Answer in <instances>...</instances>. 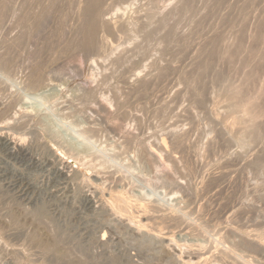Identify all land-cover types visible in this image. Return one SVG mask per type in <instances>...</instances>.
<instances>
[{
	"label": "rangeland",
	"instance_id": "obj_1",
	"mask_svg": "<svg viewBox=\"0 0 264 264\" xmlns=\"http://www.w3.org/2000/svg\"><path fill=\"white\" fill-rule=\"evenodd\" d=\"M53 1L0 0L9 4L0 58L10 63L0 69V131L27 153L0 146V264H264V132L249 136L227 90L247 85L253 71L260 75L247 97L264 90V0H103L87 51L86 0ZM45 9L51 17L35 31ZM257 27L263 37L255 40ZM240 45L259 56L244 47L239 57L223 55ZM203 63L213 73L199 79ZM113 203L121 207L112 211Z\"/></svg>",
	"mask_w": 264,
	"mask_h": 264
},
{
	"label": "bare ground",
	"instance_id": "obj_2",
	"mask_svg": "<svg viewBox=\"0 0 264 264\" xmlns=\"http://www.w3.org/2000/svg\"><path fill=\"white\" fill-rule=\"evenodd\" d=\"M5 1H6V0H5ZM15 1H16V0H15ZM31 1H32V0H31ZM34 1H36V0H34ZM51 1H53V0H51ZM102 1H103V0H86V2H87V3H86V6L84 5L85 7H83V8H84V10H82V11H83V14H82L83 17H82V16H81V17L83 18V21H84V23L86 24V25H85L86 27H85L84 32L82 31L84 34H83V39H82V41L80 40V41H81V42H80V45H81L83 48H85V50H86V49H87V50H88V49L90 50V49L93 48V46H94V40H95L94 35L96 34V31H97L96 29H98L97 26H96V25H97L96 23H98L97 21H98V19H99V17H100V5H101ZM182 1L184 2V0H182ZM182 1H180L179 3H181ZM186 1H188V0H186ZM186 1H185V2H186ZM225 1H226V0H225ZM3 2H4V1H3ZM23 2H24V1H23ZM26 2H27V1H26ZM43 2H44V1H43ZM56 2H57V1H56ZM176 2H178V0H176ZM192 2H193V1H192ZM218 2H219V1H218ZM8 3H10V2H8ZM20 3H21V2H20ZM30 3H31V2H30ZM30 3H29V4H30ZM32 3H33V2H32ZM32 3H31V4H32ZM38 3H40V2H38ZM49 3H50V2H49ZM52 3H54V1H53ZM52 3H51L52 7H53V6L55 7V4H52ZM179 3H178V4H179ZM186 3H187V2H186ZM188 3H189L188 5H190L189 7H191V6H192V3L190 4V1H189ZM2 4H3V11L0 12V24H1V22H4V21H3V18H5V17H4V14H5V12H6V9H9V8H7L9 4H8V5L5 4V3H2ZM2 4H0V5H2ZM35 4H36V3H35ZM57 4H58V3H56V5H57ZM72 4H73V3H71V5H72ZM175 4L178 5L177 3H174V5H175ZM182 4H183V3H182ZM182 4H180V5H182ZM193 4H194V2H193ZM24 5H25V4H24ZM39 5H40V4H39ZM51 5H50V6H51ZM174 5H173V6H174ZM184 5H185V4H184ZM37 6H38V5H37ZM47 6H48V5H47ZM58 6H59V4H58L56 7H58ZM64 6H67V5H64ZM29 7H30V6H29ZM54 7H53V8H54ZM56 7H55V8H56ZM187 7H188V6H187ZM242 7H243V6H242ZM10 8H11V7H10ZM18 8H19V7H18ZM31 8H32V7H31ZM48 8H49V7H48ZM181 8L185 9L184 6L181 7ZM0 9H1V8H0ZM12 9H13V8H12ZM36 9H38V8H35V10H36ZM50 9H51V8H49L48 10H50ZM58 9H59V8H58ZM120 9H121V8H120ZM190 9H191V8H189V10H190ZM192 9H193V6H192ZM48 10L45 9V12L42 13L41 16L37 17L38 19L36 18V19H37L36 24H35V26L32 27L33 29H34V27L36 28L35 31H37L38 29L41 28L40 30H41V32H42V30H43L42 28H44V27H41V26L44 25L43 23L46 22V21L43 22V21L45 20V17H46V19H48L47 17L51 15V14H49L50 11H48ZM56 10H57V9H56ZM59 10H60V9H59ZM59 10H58V11H59ZM62 10H63V9H62ZM121 10H122V9H121ZM124 10H125V9H124ZM156 10H157V9H156ZM22 11H23V9H22ZM24 11H25V9H24ZM42 11H44V10H42ZM52 11H53V10H52ZM71 11H72V10H71ZM176 11H177L178 13H181V10H180V9H179V10H176ZM179 11H180V12H179ZM241 11H242V10H241ZM8 12H9V10H8ZM18 12H19V11H18ZM20 12H21V11H20ZM20 12H19V13H20ZM47 12H48V15L46 16ZM53 12H54V11H53ZM56 12H57V11H56ZM189 12H190L191 14H193V11L191 12V10H190ZM54 13H55V12H54ZM60 13H61L62 15H64L62 12L59 11L58 14H60ZM150 13H151V15L153 14L152 11H151ZM162 13H163V12H161V14H162ZM178 13H177V14H178ZM6 14H7V13H6ZM25 14H27V13H25ZM34 14H35V13H34ZM38 14H39V12H38ZM52 14H53V13H52ZM164 14H165V13H164ZM166 14H167V13H166ZM173 14H175V9H174V13H172V15H173ZM30 15H31V14H30ZM30 15H29V18H30ZM62 15H58V16H57L58 20H59V18H60L59 16H62ZM65 15H67V14H65ZM109 15H110V14H109ZM151 15H149V16H151ZM175 15H176V14H175ZM180 15H181V16H184L183 14H180ZM17 16H18V15H17ZM21 16H22V15H21ZM21 16H20V17H21ZM27 16H28V15H27ZM149 16H148V17H149ZM160 16L162 17V15H160ZM160 16H157V17L155 16V17L158 19V17H160ZM165 16H166V15H165ZM187 16H189V15H187ZM191 16H192V15H191ZM243 16H245V14H244ZM50 17H51V16H50ZM64 17H65V16H62V17L60 18V21H59L60 24H62V25H63V23H65L64 19L67 18V16H66L65 18H64ZM155 17H154V18H155ZM175 17H180V16L177 15V16H175ZM256 17H257V16H256ZM260 17H261V16H260ZM262 17H263V15H262ZM31 18H32V17H31ZM57 18H56V19H57ZM154 18L151 17L150 19H149V18H148V19H149V21H150V20H151V21H154V20H152V19H154ZM166 18H167V16H166ZM180 18H181V17H180ZM24 19H25V17H24ZM50 19H51V18H50ZM67 19H68V18H67ZM157 19H156V20H157ZM245 19H246V17H245ZM26 20H27V19H26ZM26 20H24V21H26ZM65 20H66V19H65ZM158 20H159V19H158ZM161 20H163V19H161ZM243 20H244V19H243ZM243 20H242V21H243ZM5 21H6V20H5ZM28 21L31 22L32 20H29V19H28ZM28 21H27V22H28ZM48 21H49V20H48ZM151 21H150V22H151ZM19 22H20V21H19ZM30 22H29V23H30ZM147 22H148V20H147ZM147 22H146V23H147ZM159 22H161V21H159ZM163 22L165 23V22H166V19H164ZM244 22H245V20H244ZM253 22H254V21H253ZM256 22H257V21H256ZM4 23H5V22H4ZM29 23H28V24H29ZM31 23H32V22H31ZM48 23H49V22H48ZM55 23H56V22H55ZM87 23H88V24H87ZM157 23H158V22H157ZM257 23H258V24L260 23V25H261V22L258 21ZM257 23H256V24H257ZM45 24H46V23H45ZM56 24H58V23H56ZM65 24H66V23H65ZM112 24H113V23H112ZM161 24H162V23H161ZM238 24H239V23H238ZM256 24H255V25H256ZM258 24H257V25H258ZM31 25H33V23H32ZM99 25H100V24H99ZM159 25H160V24H159ZM245 25L247 26V24H245ZM257 25H256V26H257ZM0 26H2V25H0ZM22 26H23V25H22ZM44 26L46 27V25H44ZM47 26H48V25H47ZM58 26H59V25H58ZM60 26H61V25H60ZM136 26H137V25H136ZM151 26L153 27V25H151ZM151 26H150V27H151ZM243 26H244V25H243ZM14 27H15V26H14ZM14 27H13V29H15ZM63 27H64V26H63ZM144 27H146V26H143V28H144ZM260 27H261V26H260ZM263 27H264V26H262V28H263ZM0 28H1V27H0ZM16 28H17V27H16ZM32 28H31V30H32ZM57 28H58V27H57ZM79 28H80V27H79ZM83 28H84V26H83ZM83 28H82V29H83ZM137 28H138V26H137ZM140 28H142V27H140ZM241 28H242V26H241ZM251 28H252V27H251ZM11 29H12V28H11ZM120 29H121V28H120ZM133 29H134V28H133ZM149 29H150V28H149ZM149 29H146V31H145V34H146V35L152 32V31L149 30ZM243 29H244V28H242L241 30H243ZM258 29H259V27H257V29H256L258 32H256V33L254 32V34L251 35V37H252V36L254 37V35L256 36V37H254L255 40H257V39L260 38V37H263V35L261 36V31H260V29H259V30H258ZM0 30H1V29H0ZM29 30H30V29H29ZM40 30H38V31H40ZM61 30L63 31V29H61ZM76 30H77V29H76ZM121 30H122V29H121ZM123 30H124V29H123ZM147 30H149L150 32H148ZM256 30H254V31H256ZM57 31H58V30H57ZM138 31H139V30H137V32H138ZM143 31H144V30H143ZM154 31H155V30H154ZM21 32H22V31H21ZM146 32H147V33H146ZM156 32H157V31H155V33H156ZM237 32H238V31H237ZM240 32H241V31H240ZM22 33H23V32H22ZM31 33H32V32H31ZM36 33H38V32H36ZM129 33H130V32H128V34H129ZM258 33L260 34V37H259V34H258ZM263 33H264V32H263ZM263 33H262V34H263ZM19 34H20V33H19ZM24 34H25V32H24ZM27 34H28V33H27ZM42 34H43V33H42ZM241 34H242V33H241ZM241 34H239V35L242 36ZM250 34H251V32H250ZM257 34H258V36H257ZM29 35H30V34H29ZM136 35H137V34H136ZM9 36H10V35H9ZM22 36H23V34H22ZM128 36H129V35H128ZM128 36H127V37H128ZM147 36H148V35H147ZM28 37H29V36H28ZM32 37H33V36H32ZM51 37H52V36H51ZM78 37H79V36H78ZM166 37H168V36H166ZM6 38H7V37H6ZM20 38H21V37H20ZM146 38H147V40L150 39L149 37H146ZM162 38H163V35H162L161 39H162ZM254 38L252 39L253 43H254V41H255ZM28 39H29V38H28ZM75 39H76V37H75ZM240 39H241V38H238V41H239ZM20 40H21V39H20ZM22 40H23V39H22ZM22 40H21V43L23 42ZM56 40H57V39H56ZM119 40H120V39H119ZM144 40H145V39H144ZM17 41H18V40H16V42H17ZM25 41H26V40H25ZM35 41H36V40H35ZM49 41H50V40H49ZM160 41H161V40H160ZM163 41H164V40H163ZM163 41H161V42L163 43ZM166 41H167V40H166ZM238 41H237V43L240 42V41H239V42H238ZM250 41H251V40H250ZM14 42H15V41H14ZM16 42H15V43H16ZM50 42H51V41H50ZM261 42H262V41H261ZM19 43H20V42H19ZM19 43H18V44H19ZM48 43H49V42H48ZM70 43H72V42H70ZM70 43H69V44H70ZM73 43H74V42H73ZM145 43H146V42H145ZM166 43H167V42H166ZM229 43H230V42H229ZM256 43H258V42L255 41L254 44H256ZM263 43H264V41H263ZM3 44H4V43H3ZM16 44H17V43H16ZM36 44H37V43H36ZM43 44H44V43H43ZM158 44H159V40H158ZM160 44H161V43H160ZM234 44H235V42H234ZM239 44H241V43H239ZM239 44H236V45H239ZM242 44H243V43H242ZM10 45H11V44H10ZM19 45H20V44H19ZM37 45H38V44H37ZM166 45H167V44H166ZM231 45H232V44H230V46H231ZM236 45L232 46L233 49H234V47L236 48ZM252 45H253V44H252ZM261 45H262V44H261ZM8 46H9V45H8ZM11 46H13V45H11ZM25 46H26V45H25ZM39 46H40V45H39ZM48 46H51V45H48ZM81 46H79V47L81 48ZM134 46H135V45H134ZM138 46L140 47L141 44L138 43ZM145 46H146V45H145ZM145 46H142V47L145 48ZM159 46H160V45H159ZM40 47H41V46H40ZM142 47H140V49H139L138 47H136V48L138 49V50H137V49H136V50H137V51H139V50L141 51V48H142ZM226 47H227V46H226ZM241 47H242V48H243V47L245 48V46H243V45L241 46V45H240V48H239V46H238V48H237L236 51H234V52L232 51V48H231V47H230V48L227 47L228 49H230V51L227 49V52L225 51L227 54H225V52H224L223 55H227L226 57L229 56V58H232L233 56H235V54H237L238 52H240ZM250 47H251V46H250ZM6 48H7V47H6ZM6 48H5V49H6ZM17 48H18V47H17ZM48 48H49V47H48ZM76 48H77V47H76ZM132 48H133V47H132ZM146 48H147V47H146ZM162 48H163V45H162ZM244 48H243V50H241L240 53H242V51H244ZM9 49H10V47H9ZM238 49H239V50H238ZM245 49H247V48H245ZM249 49H250V48H249ZM249 49H247V53H249V52H248V51H250ZM253 49H254V51H252ZM31 50H32V49H31ZM42 50H43V49H42ZM42 50H41V51H42ZM67 50H68V49H67ZM85 50H84V51H85ZM87 50H86V51H87ZM91 50H92V49H91ZM215 50H216V49H215ZM260 50H261V49H260ZM263 50H264V48H263ZM263 50H262V52L260 51L261 53L259 52L260 55H261V54L263 55ZM20 51H21V50H20ZM96 51H97V50H96ZM142 51H143V50H142ZM213 51H214V50H213ZM217 51H218V50H217ZM237 51H238V52H237ZM255 51H257V53H258V50H256L255 48H252V49H251V52L249 53V55H251L252 58H253V55H254ZM1 52H2V51H1ZM17 52H18V51H17ZM27 52H28V51H27ZM36 52H37V51H36ZM88 52H89V51H88ZM244 52H245V51H244ZM15 53H16V52H15ZM22 53H23V52H22ZM138 53H139V52H138ZM140 53H141V52H140ZM240 53H238L239 55H238V56H235V57H239V56H241ZM251 53H252V54H251ZM212 54H213V53H212ZM218 54L221 55V52L218 53ZM218 54H217V55H218ZM29 55H30V54H29ZM36 55H37V53H36ZM214 55H215V54H214ZM220 55H218V56H220ZM256 55L259 56V54H256V53H255L254 58H255ZM262 55H261V58H260V59H262V60H259V59H258V60H259L260 62H262V64H264V62H263V60H264L263 58H264V57L262 58ZM7 56H9V55H7ZM37 56H38V55H37ZM218 56H217V58H218ZM230 56H231V57H230ZM221 57H222V56H221ZM226 57H225V58H226ZM246 57H247V56H246ZM7 58H8V57H7ZM7 58H5V60L3 59L4 61L2 60V58H0V59L2 60V61L0 62V69L3 70V71H4L5 69H7L8 67L10 68V66H9L10 63H9V61L7 60ZM30 58H31V57H30ZM39 58H40V57H39ZM120 58H121V56H120ZM215 58H216V57H215ZM217 58H216V59H217ZM219 58H220V57H219ZM233 58H234V57H233ZM248 58H250V57H248ZM248 58H247V59H248ZM252 58H251V59H252ZM254 58H253V59H254ZM258 58H259V57H258ZM10 59H11V58H10ZM223 59H224V57H223ZM245 59H246V58H245ZM6 60H7V61H6ZM114 60H115V59H114ZM121 60H122V59H121ZM221 60H222V59H221ZM10 61H11V60H10ZM118 61H119V60H116V62H118ZM206 61H207V60H206ZM210 61H211V60H210ZM119 62H120V61H119ZM202 62H203V61H202ZM246 62H247V61H246ZM252 62H253V61H252ZM257 62H258V61H257ZM260 62H259V63H260ZM210 63H211V62H210ZM241 63H242V62H241ZM250 63H251V62H250ZM250 63H249V65H250ZM255 63H256V62H255ZM113 64H114V63H113ZM203 64H204V63H203ZM206 64L208 65V63H206ZM206 64H204V66H206L205 68H207V65H206ZM246 64H247V63H246ZM251 64H252V63H251ZM260 64H261V63H260ZM260 64H259V65H260ZM262 64H261V66L263 67ZM211 65H212V64H211ZM211 65H210V67L208 66L209 68H207L206 70H205V68H203V67H204L203 65H202L203 67L201 66V68L204 69V70H203L204 72L201 71V73H202L203 75L200 74V72L198 73V74H199V75H198V76H199V79H203V77H204L206 74H210V73L208 72V69L211 70V67H212ZM249 65H247V66H249ZM259 65L255 64V66H257L258 68H259ZM252 66H253V65H252ZM261 66H260V67H261ZM3 67H4V68H3ZM31 67H32V66H31ZM33 67H34V66H33ZM9 68H8V69H9ZM164 68H165V67H164ZM242 68H243V67H242ZM249 68H250V67H249ZM254 68H255V67H254ZM254 68L252 67V69H254ZM11 69H12V68H11ZM42 69H43V68H42ZM199 69H200V68H199ZM252 69H251V70H252ZM262 69H263V68H262ZM1 70H0V71H1ZM197 70H198V68H197ZM200 70H202V69H200ZM200 70H199V71H200ZM210 70H209V71H210ZM254 70H255V69H254ZM257 70H260V68L257 69ZM3 71H2V72H3ZM244 71H245V70H244ZM252 71H253V70H252ZM35 72L37 73V70H36ZM206 72H208V73H206ZM210 72L213 73V70H211ZM247 72H248V71H247ZM261 72H262V71H261ZM0 73H1V72H0ZM3 73H4V72H3ZM160 73H163V72H160ZM160 73H159V75H160ZM212 73H211V74H212ZM215 73H217V72H215ZM215 73H214V74H215ZM248 73H249V72H248ZM248 73H246V74H248ZM252 73H253V74L250 73L251 75L248 74V75H249L248 78H245V81H247V83L243 80V81L247 84V85H245V86H246V87L248 86L249 88L245 89L246 87H245L244 85H243V86H242V85H237V86H239V87H236V86H235V87H232V86H234V85L232 84V86L229 85V86H231V87L228 86L230 89L227 88V90H228V92L230 93V96H231V99H232V102L230 103V107H232V108H234V109L236 108V110L244 109V111H245V115H246L245 117H246V118L248 117L247 119H245V117H243L244 119H241V120H244V121H242V123L245 122V120H247V122L249 123V125H246V126H248L249 130L246 128L245 132L248 130L250 133H248V132H246V133H248L249 136L251 135V132H252L251 137H253V135H254L255 137H257L258 135H260L261 137L258 136V138H259V137L262 138L263 136H262L260 133L264 132V129H263V131H261V130H262V129H261L262 127L260 126L261 123H260V125H259V123H257V122H258V120H259L261 117H264V103H263L264 101L262 102V100H263L264 98H263V99L260 98V97H263V96H264V93H263V92H264V90H263V89H264V85H262L263 88H260V89H262L263 91L260 90V91H262V92H259V93H260V96L257 97L256 100H255V98H253L254 100L252 99V100H253V101H252V100L250 99V98H252V96L248 98L247 96H249V95H246V93H247L249 90H251V89L253 88L252 86H251L252 88H250L249 85H250V83H251V85H252V84H253V85L255 84V80L253 81L254 83L252 82L253 77H255V76H256V77H259V75H260V73H259V75L256 74L255 76H253L255 73H258V72H256V71H255V72L253 71ZM5 74H6V73H5ZM38 74H39V73H38ZM211 74H210V75H211ZM214 74H213V76H214ZM2 75H3V74H2ZM31 75H32V74H31ZM33 75H34V74H33ZM35 75H36V74H35ZM118 75H119V74H118ZM156 75H157V74H156ZM195 75H196V74H195ZM200 75L203 76V77L200 78V77H201ZM0 76H1V75H0ZM7 76H8V75H7ZM37 76H38V75H37ZM163 76H164V75H163ZM191 76H192V75H191ZM193 76H194V75H193ZM216 76H217V74H216ZM219 76H220V75H219ZM219 76H217V78H219ZM10 77H11V76H10ZM32 77H33V76H32ZM32 77H31V78H32ZM120 77H121V76H120ZM122 77H123V76H122ZM205 77H206V76H205ZM207 77H208V75H207ZM256 77H255V78H256ZM6 78H7V77H6ZM33 78L35 79V76H34ZM153 78H154V77H153ZM191 78H192V77H191ZM208 78H209V77H208ZM215 78H216V77H215ZM4 79H5V78H4ZM10 79H11V78H10ZM40 79H41V78H40ZM160 79H161V78H160ZM206 79H207V78H206ZM206 79H205V80H206ZM219 79H220V78H219ZM219 79H218V80H219ZM246 79H247V80H246ZM259 79H260V78H259ZM11 80H12V79H11ZM11 80H9V81H11ZM186 80H187V79H186ZM193 80H195V79H193ZM196 80H197V79H196ZM196 80H195V81H196ZM208 80H209V79H208ZM214 80H215V79H214ZM31 81H32V80H31ZM36 81H37V79H36ZM36 81H35V82H36ZM146 81H147V80H146ZM158 81H160V80L158 79ZM250 81H251V82H250ZM257 81H260V80L257 79ZM121 82H122V81H121ZM133 82H134V81H133ZM190 82H191V80H190ZM197 82L199 83L198 80H197ZM197 82H195V83H197ZM204 82H205V81H204ZM248 82H249V83H248ZM11 83H12V82H11ZM30 83H31V82H30ZM36 83H37V82H36ZM144 83H145V81H144ZM156 83H157V82H156ZM156 83H155V84H156ZM191 83H192V82H191ZM200 83H201V81H200ZM261 83H262V81H261ZM13 84H14V83H13ZM140 84H141V83H140ZM142 84H143V83H142ZM155 84H154V85H155ZM230 84H231V83H230ZM263 84H264V83H263ZM191 85H192V87H193V84H191ZM191 85H190V86H191ZM201 85H203V80H202ZM255 85H256V84H255ZM138 86H140V85H138ZM142 86H143V85H141V87H142ZM257 86H259V85H257ZM127 87H128V86H127ZM194 87H195V86H194ZM199 87H200V85H199ZM199 87H198V88H199ZM242 87H243V88H242ZM244 87H245V88H244ZM120 88H121V87H120ZM136 88H137V87H136ZM198 88H197V89H198ZM255 88H256V87H255ZM137 89H138V88H137ZM147 89H148V88H147ZM190 89H192V88H190ZM193 89H195V88H193ZM248 89H249V90H248ZM257 89H258V88H257ZM119 90H120V89H119ZM129 90H130V89H129ZM245 90H247V91H245ZM116 91H117V89H116ZM135 91H136V90H135ZM255 91H256V90H255ZM255 91H254V92H255ZM198 92H199V91H198ZM249 92L251 93V91H249ZM131 93H132V91H131ZM202 93H203V91H202ZM252 93H253V90H252ZM252 93H251V94H252ZM115 94H116V93H115ZM253 94H254V93H253ZM253 94H252V95H253ZM128 95H129V94H128ZM116 96H117V95H116ZM143 96H144V95H143ZM201 96H202V94H201ZM257 96H258V95H257ZM114 97H115V96H114ZM253 97H254V96H253ZM255 97H256V96H255ZM122 98H123V97H122ZM118 99H119V98H118ZM197 99H198V97H197ZM200 99H202V98H200ZM259 99H260L261 102L259 101ZM201 101H202V100H201ZM103 102H104V101H103ZM105 102H106V101H105ZM105 102H104V103H105ZM104 103H103V104H104ZM104 106H105V105H104ZM106 107H107V106H106ZM112 107H113V106H112ZM119 107H120V106H119ZM106 109H107V108H106ZM144 110H145V109H144ZM236 110H235V111H236ZM112 112H113V111H112ZM237 118H238V117H237ZM225 119H226V118H225ZM241 120H240V121H241ZM225 121H226V120H225ZM259 121H261V120H259ZM263 121H264V120H263ZM248 123H247V124H248ZM240 124H241V123H240ZM245 124H246V122H245ZM227 125H228V124H227ZM262 125H263V124H262ZM246 126H245V127H246ZM82 128H83V127H82ZM84 130H85V129L83 128V131H84ZM94 130H95V129H94ZM90 131H91V130H90ZM174 131H175V130H174ZM44 132H45V131H44ZM81 132H82V131H81ZM91 132H92V131H91ZM176 132H177V131H176ZM245 132H244V133H245ZM82 133H87V134H85V135L87 136L89 132H88V130H87V132L84 131V132H82ZM242 134H243V133H242ZM242 134H241V135H242ZM248 134H246L247 137H248ZM80 135H81V134H80ZM82 135H83V134H82ZM243 135H244V134H243ZM91 137H92V135H91ZM244 137H245V136H244ZM83 138H84V137H83ZM89 138H90V137H89ZM89 138H88V139H89ZM92 138H93V137H92ZM242 138H243V137H242ZM258 138H257V139H258ZM260 138H259L258 140H260ZM86 139H87V137H85V140H86ZM128 139H129V138H128ZM257 139L254 140V138H253L252 140H254V142H256ZM89 140H90V139H89ZM91 140H92V139H91ZM91 140H90V141H91ZM250 140H251V139H250ZM95 141H96V140H95ZM128 141H129V140H128ZM92 142L94 143V140H92ZM257 142H258V141H257ZM259 142H260V141H259ZM259 142H258V143H259ZM22 143H23V142H22ZM95 143H96V142H95ZM1 145H2V146H5V147H7V148H9L10 150L14 149L16 152L18 151V153H21V154L24 155V156L27 155L24 146H22L23 144H21L20 142L16 141L14 138L10 137V135H7L6 133H3V131H2V132L0 131V146H1ZM95 145H97V144H95ZM179 145H181V143H180ZM101 146H102V144H101ZM143 147H146V146H143ZM104 148H105V147H104ZM140 148H141V147H140ZM177 148H178V147H177ZM5 149H6V148H5ZM108 149H111V148L108 147ZM142 149H143V148H142ZM105 150H106V149H105ZM139 150H140V149H139ZM97 151H98V150H97ZM111 151H112V150H111ZM113 151H114V150H113ZM113 151H112V152H113ZM146 151H147V150H146ZM107 152H108V151H107ZM110 153H111V152H110ZM110 153H109V155H110ZM113 153H114V152H113ZM142 153H143V152H142ZM181 153H182V152H181ZM263 153H264V149H263ZM94 154H95V153H94ZM138 154H139V153H138ZM146 154H147V156H148V151L146 152ZM18 155H19V154H18ZM28 155H29V154H28ZM113 155H114V154H113ZM77 156L79 157L78 154H77ZM80 156H81V155H80ZM90 156H91V155H90ZM90 156H88V158H89ZM92 156H94V155H92ZM101 156H102V154H101ZM144 156H145V155H144ZM153 156H154V154H153ZM153 156H152V157H153ZM99 157H100V156L98 155V159H97V160H99ZM116 157H117V156H116ZM116 157H115V159H116ZM138 157H139V155H138ZM141 157H142V156H141ZM148 157H149V156H148ZM82 158H83V156L80 157V160H82ZM90 158H91V157H90ZM100 158H101V157H100ZM111 158H112V157H111ZM144 158H145V157H144ZM112 159H113V158H112ZM112 159H111V160H112ZM117 159H118V157H117ZM139 159H140V158H139ZM153 159H156V158L153 157ZM153 159H152V160H153ZM162 159H163V158H162ZM263 159H264V158H263ZM85 160H86V159H85ZM147 160H148V159H147ZM160 160H161V158H160ZM82 161H83V160H82ZM117 161H118V160H117ZM142 161H143V160H142ZM149 161H151V160H149ZM155 161H158V160H155ZM163 161L165 162V159H164ZM175 161H176V160H175ZM258 161H259V159H258ZM260 161H261V160H260ZM94 162H95V160H94ZM102 162L105 164L106 160H105V162H104V160H103ZM108 162H109V161H108ZM108 162H107V163H108ZM140 162H141V161H140ZM143 162H144V161H143ZM147 162H148V161H147ZM147 162H146V163H147ZM151 162H152V161H151ZM176 162H177V161H176ZM178 162H179V161H178ZM81 163H82V162H81ZM83 163H84V162H83ZM96 163H97V162H96ZM99 163L101 164V162H99ZM103 163H102V164H103ZM107 163H106V164H107ZM113 163H114V162H113ZM117 163H118V162H117ZM167 163H168V162H167ZM179 163H180V162H179ZM256 163L259 164L260 162H257V161H256ZM262 163H263V162H262ZM100 164H99V165H100ZM106 164H105V165H106ZM111 164H112V163H111ZM111 164H110V165H111ZM154 164H155V163H154ZM165 164H166V163H165ZM169 164H170V162H169ZM176 164H177V163H176ZM176 164H175V165H176ZM263 164H264V163H263ZM263 164H261V166H263ZM91 165H92V164H91ZM97 165H98V164H97ZM97 165H96V166H97ZM108 165H109V164H108ZM113 165H114V164H113ZM143 165H144V164H143ZM150 165H151V164H149V166H150ZM175 165H174V166H175ZM80 166H82V165L79 164V168H80ZM83 166H84L85 169H88V168H86V167H87V164H86V166H85V165H83ZM83 166H82V169H84ZM117 166H118V165H117ZM126 166H128V165H125L124 168H126ZM154 166H155V165H154ZM161 166H162V165H161ZM163 166H164V165H163ZM166 166H167V165H166ZM172 166H173V165H172ZM180 166H182V165H180ZM261 166H260V167H261ZM88 167H91V166H88ZM103 167H104V166H103ZM109 167H110V166H109ZM109 167H108V168H109ZM128 167H129V166H128ZM155 167H156V166H155ZM155 167H154V168H155ZM168 167H169V165H168ZM178 167H179V166H178ZM79 168H78V169H79ZM98 168H99V167H98ZM106 168H107V165H106ZM169 168H171V167H169ZM78 169H77V170H78ZM93 169H94V167H93ZM118 169H119V168H118ZM172 169H173V168H172ZM183 169H184V168H183ZM94 170H95V169H94ZM169 170L171 171V169H169ZM175 170H176V169H175ZM80 171H81V170H80ZM120 171H121V170H120ZM164 171H165V170H164ZM178 171H179V170H178ZM178 171H177V172H178ZM183 171H187V170L185 169V170H183ZM166 172H167V169H166ZM171 172H172V171H171ZM173 172H174V171H173ZM191 172H192V171H191ZM68 173H69V172H68ZM99 173H100V171H99ZM80 174H81V173H80ZM95 174H96V173H95ZM172 174H173V173H172ZM75 175H76V174H75ZM165 175H166V174H165ZM177 175H178V173H177ZM193 176H194V175H193ZM79 177H80V175H79ZM159 177H160V176H159ZM180 177H181V176H180ZM174 178H175V177H174ZM191 178H192V177H191ZM152 179H153V178H152ZM176 179H177V178H176ZM184 179H185V178H184ZM143 180H144V179H143ZM174 180H175V179H174ZM177 180H178V179H177ZM165 182H166V181H165ZM146 183H147V182H146ZM189 183H190V182H189ZM151 184H152V183H151ZM157 184H158V183H157ZM166 184H167V183H166ZM149 185H150V184H149ZM183 185H184V184H183ZM157 186H158V185H157ZM189 186H190V185H189ZM189 186H188V187H189ZM145 187H146V186H145ZM149 187H151V186H149ZM152 187H153V186H152ZM186 187H187V186H186ZM188 187H187V188H188ZM146 189H147V188H146ZM152 189H153V188H152ZM167 189H168V188H167ZM145 192H146V191H145ZM147 195H148V193H147ZM143 196H144V195H143ZM144 202H145V201H144ZM119 203H121V202H119ZM119 203H118V204H119ZM154 203H155V202H154ZM118 204H117V205H118ZM121 204H124V203L122 202ZM5 205H6V204H5ZM8 205H9V204H8ZM114 205H115V204L113 203V206H114ZM146 205H147V204H146ZM146 205H145V206H146ZM153 205H154V204H153ZM110 206H111V208H110ZM149 206H150V205L148 204V207H149ZM151 206H152V205H151ZM43 207H44V206H43ZM115 207L119 209L121 206L119 205V207H118V206L115 205V206L112 208V205H109V208H110V210L112 209V211H115ZM156 207H157V206H156ZM40 208H41V210H39V209H38V210H39V213L43 210V211H42V214H44L45 211L47 210V209H46V210L44 211V209H43L42 207H40ZM122 208H123V207H122ZM162 208H163V207H162ZM118 209H117V210H118ZM135 209H136V208H135ZM108 210H109V209H108ZM132 210H133V209H132ZM167 210H168V209H167ZM137 211H138V210H137ZM156 211H157V210H156ZM43 212H44V213H43ZM140 212H141V211H140ZM12 213H13V212H12ZM37 213H38V211H36V214H35L36 216H37ZM188 213H189V212H188ZM42 214H41V215H42ZM116 214H117V213H116ZM133 214H134V213H133ZM163 214H164V213H163ZM189 214H190V213H189ZM189 214H188V215H189ZM117 215H118V214H117ZM124 215H125V214H124ZM159 215H160V214H159ZM171 215H172V214H171ZM12 216L14 217L13 214H12ZM12 216H11V218H12ZM36 216H35V217H36ZM42 216H43V215H42ZM42 216H41V217H42ZM157 216H158V215H157ZM166 216H167V214H166ZM124 217H125V216H124ZM126 217H127V216H126ZM154 217H155V216H154ZM162 217L165 218V216H162ZM38 218H40L39 215H38ZM127 218H128V217H127ZM157 218H158V220L160 219L159 217H157ZM157 218H155V220H157ZM176 218H177V216H176ZM179 218H180V217H179ZM179 218H178V219H179ZM16 219H18V217H17ZM32 219H33V218H32ZM42 219H43V218H42ZM42 219H41V220H42ZM121 219H122V218H121ZM128 219H129V218H128ZM149 219H150V218H149ZM171 219H172V218H171ZM178 219H177V221H179ZM195 219H196V218H195ZM195 219H194V220H195ZM10 220H11V219H10ZM134 220H135V219H134ZM183 220H184V219H183ZM183 220H182V221H183ZM16 221H17V220H16ZM149 221H150V220H149ZM151 221H152V220H151ZM160 221H161V220H160ZM199 221H200V220H199ZM199 221H198V222H199ZM17 222H19V221H17ZM124 222H125V221H124ZM141 222H142V221H141ZM162 222H164V221H162ZM175 222H176V219H175ZM12 223H13V222H12ZM15 223H16V222H15ZM20 223H21V222H20ZM152 223H153V222H152ZM160 223H161V222H160ZM141 224H142V223H141ZM147 224H148V223H147ZM179 224H180V223H179ZM181 224H183V223H181ZM18 225H19V223H18ZM21 225H22V224H21ZM25 225H26V224H25ZM148 225H149V224H148ZM162 225H163V224H162ZM172 225H173V224H172ZM12 226H14V224H13ZM145 226H146V224H145ZM150 226H151V225H149V227H150ZM18 227H19V226H18ZM18 227H17V228H18ZM20 227H21V226H20ZM147 227H148V226H147ZM149 227H148V228H149ZM154 227H155V231H156V227H157V226H154ZM163 227H164V226H163ZM5 228H6V227H5ZM10 228H11V227H10ZM152 228H153V227H152ZM6 229H8V228H6ZM21 229H22V228H21ZM170 229H171V228H170ZM170 229H169V230H170ZM10 230H11V229H10ZM13 230H14V229H12V231H13ZM15 230H16V228H15ZM152 230H153V229H152ZM159 231H162V230H159ZM163 231H164V229H163ZM163 231H162V232H163ZM14 232H15V231H14ZM165 232H166V231H165ZM1 233H2V232H1ZM50 233H51V232H50ZM211 233H212V232H211ZM15 234H16V233H15ZM156 234H157V232H156ZM209 234H210V233H209ZM19 235H20V234H19ZM35 235H36V234H35ZM10 237H11V236H10ZM10 237H9V238H10ZM35 237H38V235H36ZM53 237H54V236H53ZM238 237H239V236H238ZM241 237H242V236H241ZM40 238H41V237H40ZM54 238H55V237H54ZM35 239L38 240L39 237H38V238H35ZM52 239H53V238H52ZM149 239H150V238H149ZM210 239H211V238H210ZM242 239H243V238H242ZM37 240H34V239H33V241H36V242H37ZM41 240H42V238H41ZM41 240H40V241H41ZM244 240H245V239H243V241H244ZM28 241H29V239H28ZM40 241H39L37 244L41 243ZM238 241H239V240H238ZM247 241H248V240H247ZM249 241H250V240H249ZM253 241H254V240H253ZM31 242H32V241H31ZM36 242H33V243H36ZM56 242H57V241H56ZM245 242H246V241H245ZM53 243H54V242H53ZM249 243H250V242H249ZM31 244H32V243H31ZM43 244H44V243H43ZM51 244H52V243H49V246L54 245V247H55V244H52V245H51ZM56 244H57V243H56ZM252 244H254V243H252ZM252 244H251V245H252ZM41 245H42V244H41ZM47 245H48V243H47V244L45 243V246H46V247H47ZM62 245H63V244H62ZM219 245H220V244H219ZM247 245H248V243H247ZM249 245H250V244H249ZM255 245H256V244H255ZM257 245H258V244H257ZM36 246H37V245H36ZM42 246H43V245H42ZM42 246H41V247H42ZM228 246H230V245H228ZM37 247H38V246H37ZM41 247H40V248H41ZM43 247H44V246H43ZM43 247H42V249H46V247H45V248H43ZM62 247H63V246H62ZM171 247H172V246H171ZM257 247H259V246H257ZM38 248H39V247H38ZM51 248H52V247H51ZM51 248H50V249H51ZM55 248H56V247H55ZM173 248H175V247H173ZM229 248H230V247H229ZM253 248H255V247H253ZM56 249H57V248H56ZM59 249L61 250V248H59ZM177 249H178V248H177ZM255 249H256V248H255ZM47 250L50 251L51 253H53L52 251H54L55 249H54V250H52V249L49 250V247H47ZM65 250H66V249H65ZM203 250H204V249H203ZM203 250H202V251H203ZM232 250H233V248H232ZM234 250H235V249H234ZM236 250H237V249H236ZM236 250H235V251H236ZM28 251H29V250H28ZM43 251H45V250H43ZM48 251H47V252H48ZM200 251H201V250H200ZM227 251H228V250H227ZM32 252H33V251H32ZM50 252H48V253H50ZM236 252H237V251H236ZM236 252H234V253H236ZM29 253H30V252H29ZM35 253H36V252H35ZM40 253H42V250L40 251ZM54 253H55V252H54ZM59 253H60V252H58L57 254H59ZM61 253H62V252H61ZM200 253H201V252H200ZM202 253H203V252H202ZM220 253H221V252H220ZM222 253H223V252H222ZM225 253H226V252H225ZM225 253H223V254H225ZM25 254H26V252H25ZM38 254H39V253H38ZM174 254H175V252H174ZM204 254H205V252H204ZM228 254H229V253H228ZM228 254H225L224 256H226V255H228ZM26 255H27V254H26ZM45 255H47V253H46ZM175 255H176V254H175ZM199 255H200V254H199ZM31 256H32V253H31ZM57 256H58V255H57ZM60 256H61V255H60ZM63 256H64V254H63ZM180 256H181V255H180ZM218 256H219V255H218ZM221 256H222V254H221ZM228 256H230V255H228ZM231 256H232V253H231ZM241 256H242V255H241ZM29 257H30V256H29ZM184 257H185V256H184ZM213 258H215V257H213ZM216 258H217V257H216ZM219 258H220V257H219ZM229 258H232V257H229ZM18 259H19V258H18ZM188 259H189V258H188ZM188 259H187V260H188ZM206 259H207V258H206ZM232 259H233V258H232ZM71 260H72V259H71ZM148 260H149V259H148ZM210 260H211V259H210ZM219 260H221V259H219ZM234 260H236V258H235ZM237 260H238V259H237ZM194 261H195V260H194ZM64 262H65V261H64ZM210 262H211V261H210ZM220 262L223 263L224 260H223V262H222V260H221ZM144 263H145V261H144ZM205 263H206V262H205ZM208 263H209V262H208ZM216 263H217V262H216ZM65 264H66V263H65ZM218 264H219V262H218Z\"/></svg>",
	"mask_w": 264,
	"mask_h": 264
}]
</instances>
